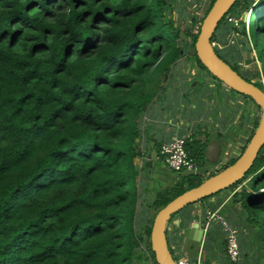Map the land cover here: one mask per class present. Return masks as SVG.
Returning <instances> with one entry per match:
<instances>
[{
    "label": "trees",
    "instance_id": "obj_1",
    "mask_svg": "<svg viewBox=\"0 0 264 264\" xmlns=\"http://www.w3.org/2000/svg\"><path fill=\"white\" fill-rule=\"evenodd\" d=\"M255 1L238 0L229 15L243 18L242 31H234L263 39L264 0L252 9L250 27L239 12ZM168 6L167 0H0V264H158L150 243L155 215L206 180L183 171L179 182L138 202L141 121L187 39L208 72L195 52L198 33L183 38L166 19ZM226 17L212 42L227 32ZM215 51L263 89L231 55L218 45ZM258 60L264 68V53ZM259 157L242 209L245 221L264 231ZM138 206L149 212L142 215Z\"/></svg>",
    "mask_w": 264,
    "mask_h": 264
},
{
    "label": "rangeland",
    "instance_id": "obj_2",
    "mask_svg": "<svg viewBox=\"0 0 264 264\" xmlns=\"http://www.w3.org/2000/svg\"><path fill=\"white\" fill-rule=\"evenodd\" d=\"M249 1L253 2L254 0ZM167 2L169 3V6L165 12L166 19L172 22L173 28L180 30L184 34L183 38L188 31L190 33L191 31L192 33L199 32L200 23L204 19L207 10H202L200 7H198V5L200 4V0H167ZM257 2L258 0H256L248 9L246 7H242L241 9H239L240 15H244L245 17L247 13V16H249V13L252 11V9H254ZM194 13L197 14V20L194 18L195 21H193V19L191 18ZM229 16L235 18L239 24L243 22V18H236L234 14L228 15L226 17L227 21L225 25L226 27H228L229 30L224 28L227 32H224L220 36H217V38H221V42L217 41L218 46L220 47V50L223 52L224 56L229 57L231 55V59L233 60L232 62L235 64L234 66L238 68V70L243 74L244 77L249 80H253L258 84L260 83L264 89V68L263 64H261V62H259L258 60L259 53H264V38H257V35L255 33L252 34L253 37L251 38L248 34L245 36L236 30L234 31V28H238L239 31H242V26H235L232 22H229ZM188 27H191L192 30ZM256 42H258V48L256 49V51H253L252 49L249 50V47ZM180 45L184 46V40L180 43ZM188 46H192L190 39H187V47ZM187 47L184 51L183 56L176 58L175 62L171 65L170 75L169 78L166 80V82L168 83L167 92L162 93V95H158V97L152 101L151 112H158L161 103L168 102L176 104L177 107L180 109V113L184 115L186 114V120H190V123H194L197 120V114L204 117L207 116L204 119L207 121V127L209 129L215 128L216 131L221 128H225L228 123L237 126L239 128L238 131H240L245 126V117L250 113L248 117L252 116V124H248V128L245 132V137L243 138V141L242 139H235V141H233L232 143V148L228 150V152L232 153L234 147H237L239 148L238 150H240L242 153L243 145L240 144L248 145L250 139L252 138L257 128L254 123L257 118H261L260 107L250 97L241 95L237 92H232L227 87H221V85H223L221 82L213 78L210 74H208V72L199 68L200 66L197 64L196 59L193 58V56L191 55V53H193L192 48ZM229 48L232 49V53L229 52ZM153 74L154 70L151 72V75ZM219 87L223 90L225 96L223 94L218 93ZM173 90H176L178 92L171 93ZM227 93L230 95V97L227 95ZM150 128L158 132L160 131L158 125L156 124V121L149 120L147 116V118H143L141 121L142 135L138 139L137 143L138 148L141 152H143V149L146 148L147 141H149L153 137L151 134H149ZM171 128L174 132L176 129V133L173 136L174 138L179 137L182 139H187L186 136H178L177 131L179 130L177 127L173 125ZM152 129L151 131H153ZM241 134L242 133H240L237 138L240 137ZM140 157L142 156H137V158L135 159V164L141 170L144 169L143 171H141L142 181L141 186L138 189V195L140 197L138 202H142L143 198H150V200L154 199L156 197L157 191H162L168 188L169 184H171V178L167 175H164V173L157 174L153 171H149L147 174L146 166L142 164L143 158ZM261 158L262 166L257 172L264 170L263 157ZM235 159L237 160L238 158H227L224 155L222 160L220 161L222 164L213 167L211 172L206 171L200 173V180L208 179L211 176L223 171L225 168L232 165L230 163ZM253 170L248 173L242 181L220 192L228 193V196H230V205H228L226 209L230 208L235 212L233 213L234 218L231 219L230 217H227L226 211L221 212L220 209H216L219 213L222 214L227 224L231 226L232 230L235 233V238H239L238 248L240 252V257L235 264L244 263L243 261L246 262L244 264H264V231L259 230L258 226L251 224L250 221L246 222L244 217V214L246 213L242 209L244 195L243 193H250L249 190L251 189V180L255 175V171ZM175 183L177 182H173V184ZM140 209H142L143 211L142 215H146L149 212L144 207L138 206V210ZM236 217H238L239 220L235 221V224L234 220ZM242 220L245 225L242 224ZM217 223L221 227H223L219 221H217ZM217 223V227L221 228ZM203 229L205 231L206 237L210 229H205V225ZM138 231L141 235H144L146 238L147 235L145 234L144 228L142 226L138 227ZM243 235L245 238L243 237ZM240 242L242 250L244 248L249 253H241L239 245ZM202 252L203 257L205 258L203 248ZM196 254L194 255V257L196 256ZM227 257L230 259L228 253Z\"/></svg>",
    "mask_w": 264,
    "mask_h": 264
},
{
    "label": "water",
    "instance_id": "obj_3",
    "mask_svg": "<svg viewBox=\"0 0 264 264\" xmlns=\"http://www.w3.org/2000/svg\"><path fill=\"white\" fill-rule=\"evenodd\" d=\"M237 1L215 0L201 23L195 43V52L202 65L213 77L233 91L254 100L261 109V118L247 147L232 165L206 179L200 185L186 190L157 212L151 227L150 243L158 264H177L167 237V227L171 220L188 206L216 195L242 181L252 171L264 148V89L243 78L229 63L218 56L212 44L218 25L230 13ZM247 19L248 16L245 20ZM196 174L195 171L183 172V175ZM204 238L205 231L202 225L199 222H194L188 229L185 246L190 257H194Z\"/></svg>",
    "mask_w": 264,
    "mask_h": 264
},
{
    "label": "crops",
    "instance_id": "obj_4",
    "mask_svg": "<svg viewBox=\"0 0 264 264\" xmlns=\"http://www.w3.org/2000/svg\"><path fill=\"white\" fill-rule=\"evenodd\" d=\"M251 49L253 51H256L257 48L251 45L249 47V50ZM167 85L168 83L165 84V89L162 93L167 92ZM223 86L227 87L224 84L221 85V87ZM230 90L232 92H235L232 89ZM173 92L178 91L173 90L171 93ZM162 93L160 95H162ZM218 93L224 95V92L220 87L218 88ZM227 95L230 97L228 93ZM151 107L152 104L150 105L145 118H147L148 116L149 120H155L160 131L158 132L152 128L149 129V134H151L153 137L149 141H147L146 148L143 149L142 157L140 158H143L142 164L146 166L147 174L149 171H153L157 174L164 173V175L169 176L171 178V184H169V186L172 185V183L175 181L179 182L181 180V174L173 172L166 167L164 161H162L161 156L159 155V149L161 142L168 141L174 138L173 136L176 133V129L174 132L171 128L173 125L179 130L177 131L178 136H186L188 150L191 157H193L197 161L199 170L198 174H200L206 171L211 172L213 167L222 164L220 161L222 160L225 153L232 148L233 141H235V139L243 140V138L245 137V131L248 128V124L252 122V116L248 117L250 114L249 113L245 117V126L243 127L244 129L242 128L240 131H238L239 128L237 126L228 123L225 128H221L216 131L215 128L209 129L207 127V121L204 120L207 116L204 117L197 114V120L194 123H190V120H186V114L184 115L180 113V109L176 104L168 102L161 103L158 112H151ZM151 129L153 131H151ZM240 133H242L241 136L237 138ZM229 201H231L230 196H228V193L223 192L185 208L182 211L183 213L181 212L182 214L179 213L180 215L172 219L168 224L167 237L170 246L172 245V242L174 244L177 243V241H175L173 237L175 236V233H177L178 228L180 229V227H184L185 230L187 229V226L189 227L194 222H200L201 225L204 226L203 219L209 209H220L221 212L226 211L227 217H230L231 219L234 218L233 213L235 212L230 208L226 209V207L230 205ZM237 220H239L238 217L235 218L234 223ZM242 224L245 225L243 223V220ZM239 245L241 253H249L244 248L242 250L241 242ZM202 248L204 250V256L208 264H235L227 257L226 232L223 229L217 227L216 221L211 224L210 230L204 238V241L202 242ZM243 262L246 263L245 261Z\"/></svg>",
    "mask_w": 264,
    "mask_h": 264
},
{
    "label": "built area",
    "instance_id": "obj_5",
    "mask_svg": "<svg viewBox=\"0 0 264 264\" xmlns=\"http://www.w3.org/2000/svg\"><path fill=\"white\" fill-rule=\"evenodd\" d=\"M214 0H200V4L198 7L203 9H208L209 6L213 3ZM229 22H232L235 26H241L238 21L233 18L232 16L228 17ZM213 45H218L217 43H213ZM247 131V130H246ZM245 131V132H246ZM243 141V140H242ZM243 148L246 146L244 144ZM239 148L234 147L232 153L226 152L225 156L227 158H237L241 151L238 150ZM243 152V151H242ZM160 155L162 156L164 163L166 166L172 170L173 172L180 173L183 171H197L198 164L195 159H193L187 150V140L182 138H172L168 141L161 142ZM263 157L264 161V150H262V154L260 155ZM216 221H219L223 227L218 225L226 232V247L227 253L230 257V260L233 263H236L240 257V252L238 248V239L235 238V233L232 230L231 226L227 224L224 220L221 213L217 210L209 209L205 215V229L209 230L211 224ZM186 230L184 227H180L177 229V233H175V241L176 244L173 242L170 246L172 250V255L175 258L177 264H208L205 258L203 257L202 248L198 250L196 256L194 258L189 257L185 250V241H186ZM228 241V242H227Z\"/></svg>",
    "mask_w": 264,
    "mask_h": 264
},
{
    "label": "clouds",
    "instance_id": "obj_6",
    "mask_svg": "<svg viewBox=\"0 0 264 264\" xmlns=\"http://www.w3.org/2000/svg\"><path fill=\"white\" fill-rule=\"evenodd\" d=\"M214 2H215V0L213 1V3H214ZM213 3H212V4H213ZM212 4L209 6L208 9L211 8ZM230 12H231V11H230ZM207 13H208V12H207ZM228 15H229V14H228ZM250 15H251V12L249 13V16H248V17H250ZM205 16H206V15H205ZM205 16H204V17H205ZM246 16H247V14H246ZM246 16H245V18H246ZM245 18H244V20H245ZM248 19H249V18H248ZM248 19L245 20V21L248 22V25H247V26L250 27V26H249L250 23H249ZM202 21H203V20H202ZM199 30H200V29H199ZM213 43H214V42H212V44H213ZM213 46H214V45H213ZM214 48H215V46H214ZM219 82H220V81H219ZM186 140H187V139H186ZM160 145H161V143H160ZM246 147H247V145L244 147V150H245ZM263 149H264V148H263ZM263 149H262V150H263ZM159 150H160V149H159ZM244 150H243V151H244ZM189 153H190V152H189ZM242 153H243V152H242ZM242 153H241V154H242ZM241 154H240L237 158H239V157L241 156ZM261 154H262V151H261L260 155H261ZM159 155H160V153H159ZM160 156H161V155H160ZM261 171H262V170H261ZM195 172L198 173V170L195 171ZM199 175H200V174H199ZM178 215H179V214H178ZM178 215H177V216H178ZM177 216H176V217H177ZM203 221H204V225H205V217H204ZM199 223H200V222H199ZM200 224H201V223H200ZM191 225H192V224H191ZM191 225H190L189 227L187 226L186 234L188 233V228H190ZM202 228H204V226H202ZM186 239H187V236H186ZM185 246H186V241H185ZM200 248H202V245H201ZM170 249H171V248H170ZM185 250H186V249H185ZM171 252H172V250H171ZM186 253H187V252H186Z\"/></svg>",
    "mask_w": 264,
    "mask_h": 264
},
{
    "label": "bare ground",
    "instance_id": "obj_7",
    "mask_svg": "<svg viewBox=\"0 0 264 264\" xmlns=\"http://www.w3.org/2000/svg\"><path fill=\"white\" fill-rule=\"evenodd\" d=\"M189 229V228H188Z\"/></svg>",
    "mask_w": 264,
    "mask_h": 264
}]
</instances>
